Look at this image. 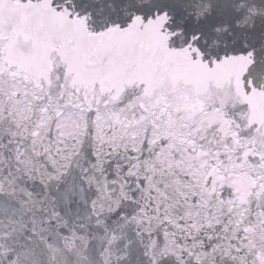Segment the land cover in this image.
<instances>
[{
    "label": "snow or ice",
    "instance_id": "obj_1",
    "mask_svg": "<svg viewBox=\"0 0 264 264\" xmlns=\"http://www.w3.org/2000/svg\"><path fill=\"white\" fill-rule=\"evenodd\" d=\"M0 264H264V0H0Z\"/></svg>",
    "mask_w": 264,
    "mask_h": 264
}]
</instances>
